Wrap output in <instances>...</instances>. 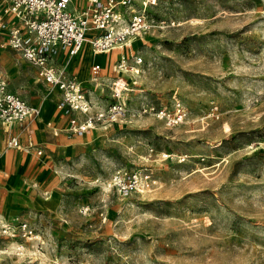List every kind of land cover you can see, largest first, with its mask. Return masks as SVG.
I'll use <instances>...</instances> for the list:
<instances>
[{
	"label": "rangeland",
	"instance_id": "obj_1",
	"mask_svg": "<svg viewBox=\"0 0 264 264\" xmlns=\"http://www.w3.org/2000/svg\"><path fill=\"white\" fill-rule=\"evenodd\" d=\"M133 2L152 26L130 39L142 61L120 98L117 50L96 81V59L55 60L86 112L58 109L61 90L0 45L6 89L39 110L0 122V214L26 223L0 231V264H264V0ZM178 105L176 124L156 115ZM72 118L91 125L73 131ZM11 133L34 146L8 148ZM117 169L146 185L109 188Z\"/></svg>",
	"mask_w": 264,
	"mask_h": 264
},
{
	"label": "built area",
	"instance_id": "obj_2",
	"mask_svg": "<svg viewBox=\"0 0 264 264\" xmlns=\"http://www.w3.org/2000/svg\"><path fill=\"white\" fill-rule=\"evenodd\" d=\"M134 0H83L82 5L74 0H0V28L5 30L2 47L17 52L30 65L36 67L37 77L47 84L56 85L62 92L58 109L86 112L89 109L80 81L68 72L66 65H57L55 60L63 54L74 57L87 43L93 53H106L117 50L119 57L113 69L124 73V86L119 91L113 80V96L120 98L132 77L138 73L142 58L130 47V39L144 34L152 26V20L145 13V6H135ZM73 5L72 10L69 6ZM131 58V65L127 60ZM100 63L90 67L92 81L98 79ZM153 109V108H151ZM123 101L111 106V111L124 112ZM39 112L18 96L6 89L0 72V122L12 124L22 122ZM110 112V107H109ZM183 109L178 105L170 114L158 110V117H166L170 124H176L183 117ZM90 121L80 124L75 118L70 119L69 129L80 131L88 128ZM6 146L16 149H28L34 145H23L17 136L11 135ZM40 153L41 150L37 149ZM148 175L140 172L117 169L108 181V187H115L119 192L129 193L146 185ZM17 228L25 230L26 223L17 215L5 219L0 214V231L7 233Z\"/></svg>",
	"mask_w": 264,
	"mask_h": 264
},
{
	"label": "crops",
	"instance_id": "obj_3",
	"mask_svg": "<svg viewBox=\"0 0 264 264\" xmlns=\"http://www.w3.org/2000/svg\"><path fill=\"white\" fill-rule=\"evenodd\" d=\"M85 44H87V43H85ZM85 44L82 46L81 50H80L75 56H77L78 54L81 53V51L84 49ZM87 45H88V44H87ZM9 49L12 50L11 48H9ZM88 50H89V55H90V57L96 59V60H94V61L90 64V67H91V65H92L93 63H100V64H101V67H102V61L99 60L98 57L101 56L102 54H106V53H108V52H106V53H93L89 45H88ZM12 51H14V50H12ZM14 52H15V51H14ZM109 52H110V51H109ZM15 53H16V56H18V58H20V60H22L23 62H25L27 66L31 67L32 70H34V72H35V74H36V67H34V66L30 65L28 62H26L23 58H21V56H20L17 52H15ZM75 56H74V57H75ZM75 63H76V62H74V65H75ZM90 67H89V72H90ZM0 72L2 73L1 69H0ZM2 75H3V73H2ZM4 75H5V74H4ZM37 80H39L38 77H37ZM59 94H60V93H59ZM47 103H48V102H47ZM42 105H43V104H42ZM31 106H35V107H37V105H34V104H32ZM48 106H49L48 109H47L48 111H46L45 115L49 114L50 111H51V106H50L49 103H48ZM42 108H43V107H42ZM56 112H59V111L56 110ZM54 120H55V119H54ZM54 120H53V122H54ZM53 122H52V123H53ZM49 123H50V126H51L52 123H51V122H49ZM11 135L17 136L19 142H20L21 144H23V145H26V144L30 141V139H28V140L25 141V142L21 141L17 133H11L9 136H11ZM9 136H8V137H9ZM8 137H7V138H8ZM30 142H31V141H30ZM8 148H10V147H8ZM11 149H15V150H19V151H21V150H27V149H16V148H11ZM16 215H17V214H16ZM13 216H15V214H14ZM13 216H12V217H13Z\"/></svg>",
	"mask_w": 264,
	"mask_h": 264
},
{
	"label": "bare ground",
	"instance_id": "obj_4",
	"mask_svg": "<svg viewBox=\"0 0 264 264\" xmlns=\"http://www.w3.org/2000/svg\"><path fill=\"white\" fill-rule=\"evenodd\" d=\"M134 42V41H133ZM132 42V44H133ZM82 55V57L80 58V60L76 61L75 65H77L79 62L82 63L86 61V59L90 58V55H89V50H88V45L85 44L84 46V49L81 51L80 53ZM79 57V56H78ZM99 60H101L103 63L106 62L107 59H109V56L106 57V56H99L98 57ZM94 60V59H93ZM106 64V63H105ZM104 65V64H103ZM123 75V74H122ZM124 84H121V85H116V89L119 91L121 88H123ZM18 246V245H17ZM19 249H22V246H18Z\"/></svg>",
	"mask_w": 264,
	"mask_h": 264
}]
</instances>
